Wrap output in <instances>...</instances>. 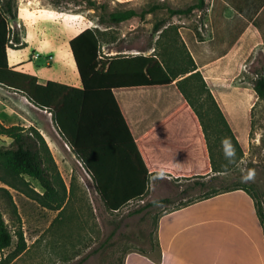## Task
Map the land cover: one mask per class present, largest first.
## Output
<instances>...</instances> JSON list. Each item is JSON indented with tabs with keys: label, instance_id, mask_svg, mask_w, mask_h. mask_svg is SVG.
I'll return each mask as SVG.
<instances>
[{
	"label": "rangeland",
	"instance_id": "rangeland-1",
	"mask_svg": "<svg viewBox=\"0 0 264 264\" xmlns=\"http://www.w3.org/2000/svg\"><path fill=\"white\" fill-rule=\"evenodd\" d=\"M197 1L15 0L18 17L10 20V25L12 31L20 35L22 44L17 49L15 43H10L8 58L12 66L23 72L35 76L67 73L75 79L73 84H78L79 76L69 44L78 34L88 28H97L103 57L159 55V43L166 39L167 32H173V24L188 29L204 24L208 0L205 10L200 11L202 14L198 10L188 15L171 14V10L185 9ZM150 9L154 10L143 18L137 16L118 25H101L99 22L103 13L135 10L141 14ZM160 24L161 28L156 32L155 27ZM158 37L162 38L157 41L156 50H151ZM256 53L252 66L255 80L264 75L263 48ZM37 54L40 59L34 58ZM48 55L53 57L52 60L47 59ZM0 122L5 126L38 129L45 137L67 187L66 204L61 212L42 207L0 181V211L13 232L12 246L0 252V264H124L129 252L150 253L156 248L160 216L220 185L249 189L264 212V103L256 107L249 145L245 150L241 147L242 155L235 149L231 138L222 130L220 132L216 125L215 131L210 132L217 165L224 170L218 175L220 181L207 188L190 190L194 181L177 184L154 178L150 180L149 192L143 200L134 201L118 212L107 209L92 177L57 130L52 114L34 106L24 95L0 86ZM225 138L235 149L232 158L225 156L221 143ZM11 144L10 138L0 136V146L9 148ZM249 172L253 173V178L243 180L242 177ZM25 179L38 192L44 193L38 181L29 177ZM3 189L11 193L20 220ZM161 199L169 201L149 205ZM19 228L23 229L27 249L16 259H11L18 246L15 232Z\"/></svg>",
	"mask_w": 264,
	"mask_h": 264
},
{
	"label": "trees",
	"instance_id": "trees-1",
	"mask_svg": "<svg viewBox=\"0 0 264 264\" xmlns=\"http://www.w3.org/2000/svg\"><path fill=\"white\" fill-rule=\"evenodd\" d=\"M206 6V0H198L197 3L185 9L171 10V14L188 15L196 10L203 11ZM153 10L150 9L141 14L135 10L103 13L99 22L101 25H118L137 16L143 18L145 14ZM17 17L18 9L15 0H0V86L24 95L34 106L52 114L57 130L92 177L109 211L118 212L134 201L143 200L149 192L151 177L169 171L157 168L149 158L147 143L151 134L139 141L134 140L114 90L170 85L180 72L196 71L197 67L190 55L187 67L180 72L170 68L163 58L156 56L141 54L103 57L99 30L88 28L69 43L80 76L81 87L55 81L41 84L37 76L19 71L9 64L10 43H15L17 49L22 44L20 35L13 32L10 25V20H15ZM162 24L155 27L156 32L160 30ZM173 30L175 33L171 41L178 42L180 36L176 27H173ZM167 34L168 32L165 36ZM182 60L187 61L186 57ZM193 77L201 82V86H197L195 90H199L205 96V102L209 106L207 113L213 115V120L210 126L207 125L199 111L188 105L178 112V114L188 112L193 117L201 143L203 155L201 158L204 161V167L199 173L180 175L186 180L194 181L190 190L195 187L207 188L209 184L220 181V176L209 177L212 172L224 173V170L217 165L215 150L211 145L210 132L215 131L214 125L220 132H225L231 138L235 149L239 155H242V148L202 75L197 72ZM188 80L178 85L193 106L191 96L184 87ZM254 90L260 99H264L263 75H259L255 80ZM0 136H6L12 140L9 148L0 146V181L36 201L42 207L62 212L66 204L67 187L41 132L35 127L26 129L21 126H5L0 122ZM171 175L176 179L181 178L175 173ZM25 177L38 181L44 193L32 187ZM235 190H244L252 196L264 228V212L257 204L255 196L247 188L220 185L219 188H212L204 195L189 200L174 210ZM3 191L14 214L20 220L11 193L7 189ZM168 201V199H161L149 205H160ZM15 234L18 237V246L11 255V259H16L27 249L23 229L19 228ZM12 242L13 232L0 211V252L10 248ZM137 252L146 253L145 251Z\"/></svg>",
	"mask_w": 264,
	"mask_h": 264
},
{
	"label": "crops",
	"instance_id": "crops-1",
	"mask_svg": "<svg viewBox=\"0 0 264 264\" xmlns=\"http://www.w3.org/2000/svg\"><path fill=\"white\" fill-rule=\"evenodd\" d=\"M204 17V24L198 28L173 24L180 40L171 41L173 30L159 43V55L143 54L163 58L170 68L179 72L187 67L190 55L196 71L178 72L170 85L114 90L134 140L151 134L147 143L149 158L157 168L169 171L152 176L151 181L155 178L189 183L190 180L180 175H193L204 167L193 117L188 112L178 114L188 105L211 125L213 115L207 113L205 96L195 90L201 82L194 74L202 75L244 150L249 145L256 107L264 103L254 90L252 70L256 52L260 48L264 52V0H208ZM160 39L157 38L151 50H156ZM48 58L53 57L48 55ZM9 64L19 70L10 61ZM37 77L41 84L55 81L81 87L80 76L79 83L73 84L75 79L67 73ZM186 79L189 80L184 87L193 106L178 85ZM171 173L181 178L176 179ZM222 173L212 172L209 177ZM156 242L150 253L129 252L124 264H264V228L254 199L244 190L223 193L164 213L158 220Z\"/></svg>",
	"mask_w": 264,
	"mask_h": 264
},
{
	"label": "clouds",
	"instance_id": "clouds-1",
	"mask_svg": "<svg viewBox=\"0 0 264 264\" xmlns=\"http://www.w3.org/2000/svg\"><path fill=\"white\" fill-rule=\"evenodd\" d=\"M222 146L224 148L225 156L228 158H232L235 156V149L231 144V141L228 138H225L222 142ZM253 178V173L249 172L248 175L242 177L243 180H251Z\"/></svg>",
	"mask_w": 264,
	"mask_h": 264
},
{
	"label": "built area",
	"instance_id": "built-area-1",
	"mask_svg": "<svg viewBox=\"0 0 264 264\" xmlns=\"http://www.w3.org/2000/svg\"><path fill=\"white\" fill-rule=\"evenodd\" d=\"M34 58H35V59H40L41 56H40L39 54H37V55L34 56ZM47 59H49V58H47Z\"/></svg>",
	"mask_w": 264,
	"mask_h": 264
}]
</instances>
